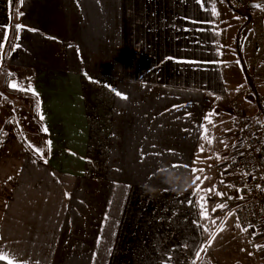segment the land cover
Masks as SVG:
<instances>
[{
	"label": "crops",
	"instance_id": "obj_1",
	"mask_svg": "<svg viewBox=\"0 0 264 264\" xmlns=\"http://www.w3.org/2000/svg\"><path fill=\"white\" fill-rule=\"evenodd\" d=\"M238 2L248 13L264 4ZM9 4L0 0V67L28 76L47 131L43 158L16 134L1 141V261L264 264V224L228 220L242 202L225 189L238 175L235 111L254 104L255 116L264 98V76L226 88L221 51L238 39L224 26L238 12L228 0H23L13 17ZM209 127L232 141L225 164L204 151L215 147L203 146Z\"/></svg>",
	"mask_w": 264,
	"mask_h": 264
},
{
	"label": "rangeland",
	"instance_id": "obj_2",
	"mask_svg": "<svg viewBox=\"0 0 264 264\" xmlns=\"http://www.w3.org/2000/svg\"><path fill=\"white\" fill-rule=\"evenodd\" d=\"M227 1V0H226ZM230 6L236 9L237 15H233V19L229 18L224 23V26L228 23L227 31L230 35L235 34L238 37L237 41L231 43L230 48H234L235 50H226L221 51V54H227V61L224 59L221 60L220 66L226 76L227 80V90L230 93H238L239 90L236 88L237 82L238 84H242L244 82H258L259 75L264 76V4H261L259 8L255 9L254 13H248V7L242 6L238 0H228ZM235 23H239V31L236 27ZM239 32V33H238ZM231 37V36H230ZM232 38V37H231ZM231 77V80L229 77ZM28 76L19 75L14 71H8L4 66L0 67V144L3 140V137L6 133L11 132V134H16V136L21 139L24 148H29L35 151V149H42L44 145V136H43V127L41 123L37 119V99L32 96V91L21 90L31 88L30 83L28 82ZM15 83L17 87L13 88L10 85ZM233 88L234 91L233 92ZM32 90V88H31ZM256 104V103H255ZM257 105V104H256ZM254 104L249 107L243 104L241 110L246 113V116L253 123L254 127L256 123L261 122L264 125V116H257L259 113L256 111L257 115L252 116V110H248L249 108H253ZM258 108V107H257ZM236 110V111H237ZM257 110L256 107L253 111ZM235 111V113H236ZM248 113V114H247ZM230 113L226 116V119L230 118ZM250 115V116H249ZM207 117L210 115L207 114ZM208 119V118H207ZM234 120V118H233ZM234 129L237 132L234 124ZM256 129V127H255ZM205 131V139L203 141V146L205 145H215V147H208L204 149L206 155L211 157V153L214 148L219 158L222 161L221 164H225L229 160L230 154V145H228V141L230 138L226 140H222L220 135H224L225 131H223L220 127L213 129L212 127L206 128ZM259 137L263 140L262 132L256 131ZM215 136L214 141H211V137ZM228 146V147H227ZM213 149V150H212ZM214 151V152H215ZM222 151L224 153L222 154ZM216 155V154H215ZM213 160V159H212ZM229 168V167H228ZM226 170H229V169ZM232 170V169H230ZM213 172V170H211ZM210 184H207L209 189L214 188L215 192L221 193L215 188L214 178L208 180ZM233 186V184H231ZM229 185L226 186V193L228 194L230 199L237 198L238 190ZM233 188V189H232ZM225 189L224 193H225ZM210 197H213L215 200L213 201V206L224 204V197L221 195H216L209 192ZM239 195V193H238ZM240 196V195H239ZM226 213L219 216L222 219ZM230 222L235 221V217L231 213H229Z\"/></svg>",
	"mask_w": 264,
	"mask_h": 264
},
{
	"label": "built area",
	"instance_id": "obj_3",
	"mask_svg": "<svg viewBox=\"0 0 264 264\" xmlns=\"http://www.w3.org/2000/svg\"><path fill=\"white\" fill-rule=\"evenodd\" d=\"M233 122L240 143L230 168L238 174L233 187L242 202L232 214L241 228L255 229L264 224V166L260 161L263 140L245 112L237 110Z\"/></svg>",
	"mask_w": 264,
	"mask_h": 264
},
{
	"label": "snow or ice",
	"instance_id": "obj_4",
	"mask_svg": "<svg viewBox=\"0 0 264 264\" xmlns=\"http://www.w3.org/2000/svg\"><path fill=\"white\" fill-rule=\"evenodd\" d=\"M18 2H19L20 4H22V3H23V0H18ZM254 6H255V7H259V5H254ZM213 11H214V9H213ZM19 15H22V13H19ZM194 23H195V22H194ZM14 27H15L16 31L18 32L20 29H22V28L24 27V25L17 24V25H15ZM0 39L6 41V40H7V36L0 37ZM52 39H54V37H52ZM15 46L18 47V45H15ZM10 86L13 87V88L17 87V85H16L15 83L11 84ZM21 90L32 91L31 88H29V89H23V88H21ZM34 95H38V94H35V93H34ZM116 95H121V93L117 92ZM124 98L126 99V97H124ZM43 118H44V117L41 115L40 119H43ZM209 123H211L210 120H209ZM43 130L46 132V131H47V128H44ZM205 131H207V130L205 129ZM205 139H207V137H205ZM210 142H211V141L209 140V143H210ZM48 144L50 145L51 142L49 141ZM201 150L203 151V147L201 148ZM35 151H36V152H37V153L43 158V150H42V149H35ZM45 162H46V161H45ZM173 167H174V168H177V169H179V168H181V167L188 168L187 165H173ZM162 171H167V170L162 169ZM192 171L195 172V171H197V170L193 169ZM198 171L203 172V169H199ZM170 175H172V174H170ZM204 178L207 179V177H204ZM199 179H200V177H199V176H196V177H195V180H193V183H195V181H196V180H199ZM196 191L198 192V191H200V189L197 188ZM206 191H207V192H211V193L216 194V195H221V196L224 195L223 193H217V192H215V189H214V188H212V189H207ZM200 199H203V197H201ZM201 207L204 208L203 205H201ZM216 207H217V208H220V209H223V208H225V207H227V206H226L225 204H219V205H216ZM213 211H215V208L213 209ZM202 214L205 216V218L210 219V222H211L212 224H215V223H216L215 220H211V218L208 216V213H207V209H206V208H204V211H203ZM239 226H240V225L238 224L237 227H239ZM205 231H209V229L205 228ZM218 231H223V225H222V224H221L220 226H218ZM244 231H247V228H245ZM210 235H211V238H212V239H215V235H216V233H210ZM201 251H204V249H201ZM3 259H8V257H7L6 255H4V254H0V260H3ZM9 264H14V262H13L12 260H9Z\"/></svg>",
	"mask_w": 264,
	"mask_h": 264
},
{
	"label": "trees",
	"instance_id": "obj_5",
	"mask_svg": "<svg viewBox=\"0 0 264 264\" xmlns=\"http://www.w3.org/2000/svg\"><path fill=\"white\" fill-rule=\"evenodd\" d=\"M17 1L18 0H10L9 7H10V15H11V17H13V15H14L15 6L17 4ZM11 27H12V22H11ZM13 32H15V31L13 30ZM11 45H12V41L7 46L6 49L7 50L10 49ZM256 104H257V107H258V110H259V113H258L257 116L258 117L261 116V115L264 116V98L262 96H260V95H257L256 96ZM255 127H256V129L258 131L262 132L263 146H262V150H261V153H260V161H261L262 165L264 166V125L261 122H258V123H256V126ZM28 150L32 152V149H29L28 148ZM44 152H45V143L43 145V153ZM0 264H8V263L0 260Z\"/></svg>",
	"mask_w": 264,
	"mask_h": 264
},
{
	"label": "water",
	"instance_id": "obj_6",
	"mask_svg": "<svg viewBox=\"0 0 264 264\" xmlns=\"http://www.w3.org/2000/svg\"><path fill=\"white\" fill-rule=\"evenodd\" d=\"M254 5H257V3H253V4H251V7H254Z\"/></svg>",
	"mask_w": 264,
	"mask_h": 264
}]
</instances>
